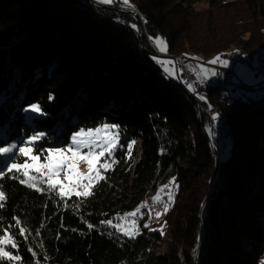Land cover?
Returning <instances> with one entry per match:
<instances>
[{
    "label": "trees",
    "instance_id": "1",
    "mask_svg": "<svg viewBox=\"0 0 264 264\" xmlns=\"http://www.w3.org/2000/svg\"><path fill=\"white\" fill-rule=\"evenodd\" d=\"M129 3L145 47L123 12L85 0H0V147L44 132L35 146L44 161L43 150L67 146L81 128L117 125L119 135L112 166L88 197L61 199L46 184L36 191L21 173L0 177V234H13L17 248L7 247L20 257L0 264H264V88L251 87L253 97L209 89L194 99L148 54L158 53L156 37L166 57L264 48V0ZM32 104L44 114L25 111ZM207 109L231 132L230 152L218 160ZM26 159L0 155V170ZM158 193L162 215L152 224L147 212L135 217L134 238L105 223Z\"/></svg>",
    "mask_w": 264,
    "mask_h": 264
},
{
    "label": "snow or ice",
    "instance_id": "2",
    "mask_svg": "<svg viewBox=\"0 0 264 264\" xmlns=\"http://www.w3.org/2000/svg\"><path fill=\"white\" fill-rule=\"evenodd\" d=\"M101 3L111 4L114 0H100ZM122 3L126 6H131L129 0H122ZM135 27V25H133ZM155 43L161 52L167 51V43L162 37H156ZM220 62V57H216L210 63ZM164 64H171V61L161 62ZM226 66L227 62H223ZM165 71L168 68L165 67ZM215 74V73H213ZM191 88L192 86L189 85ZM204 99L203 96L200 97ZM31 111L43 115L42 109L38 104L30 105L29 109L25 111ZM215 120L216 117L213 116ZM117 125L104 124L101 127L94 129H83L72 133L71 143L66 147H52L43 150L44 152V162L41 163V156L35 154L37 152L36 144L45 137L44 132H36L35 134L29 136L26 141L23 142L22 146L19 147V154L26 157L25 161L22 163H10L7 165L8 172L21 173L24 179L20 180V183L26 184L30 188H34L36 191H45L41 188L40 184H46L48 191H57V194L63 199L64 197H71V195H76L79 197H88L92 194L91 189L95 184L105 177L102 175L101 170H108L111 168L112 164L108 162L105 158L106 155L110 157L113 150L118 145L119 135L117 132L113 131L117 129ZM135 141L128 145L129 154ZM16 145L12 144L8 147H0V155L12 154L13 150L16 149ZM87 151H84V150ZM101 158H105L104 163H100ZM29 160L31 163H29ZM86 163L88 166L87 174H81L79 172L80 163ZM112 163H115L113 161ZM35 173V175L33 174ZM5 174L0 172V177ZM18 178V177H16ZM175 178L170 183H174ZM165 188L168 185L164 186ZM163 189H161L162 191ZM169 201H172L173 197L171 193L168 196ZM6 200L5 193L0 190V208L4 207V201ZM153 203L160 202L159 193L152 198ZM142 207H148L147 202H144L135 211L126 214L125 218L133 217L135 218L140 214V209ZM169 210V204L165 203L163 212L167 213ZM156 217L159 218L162 213L157 211L155 213ZM151 218V216L149 217ZM105 223L116 228L117 231L123 232L124 235L134 238L138 235V228L135 219H132L130 224L127 226H121L119 224L113 225L112 221H105ZM16 224L19 225L20 221L17 220ZM91 228L92 225H89ZM145 228L148 227L147 224L144 225ZM26 229L20 228L19 234L24 235ZM161 234L163 231L161 230ZM15 249L17 248V243L13 239V234H10L7 230L0 234V260L5 258L8 261H18L20 260L19 255H13L8 247Z\"/></svg>",
    "mask_w": 264,
    "mask_h": 264
},
{
    "label": "rangeland",
    "instance_id": "3",
    "mask_svg": "<svg viewBox=\"0 0 264 264\" xmlns=\"http://www.w3.org/2000/svg\"><path fill=\"white\" fill-rule=\"evenodd\" d=\"M108 7H110V6H108ZM96 8H99V7H96ZM113 8H122V7H113ZM125 8H130V7H125ZM130 9H132V8H130ZM108 10H111V9H108ZM132 10H134V9H132ZM139 31H140V27H139ZM139 35H140V32H139ZM143 36H145L144 26H143ZM156 50L158 52V53H156V52L154 53L155 55H157L156 61L159 64L164 65L162 67V72L167 78L175 80V81L182 80V82L186 86H188V88H190L189 85H191L192 87L190 89L193 93L198 88L197 77H199V79L201 77L206 79L207 83L206 84L203 83L204 85L202 84L200 87V89L203 88V90L199 91V93H197V95H198L197 97L199 99H201L200 98L201 96H203L205 99L207 96L206 91L209 89H213L212 92H214V93L215 92H221L222 94H224V93H227V94H243V96L250 95L251 97H253L257 93L255 91L250 90V88L251 87L257 88L258 84L264 83V77L263 76H261V77L256 76L254 70H252V68L249 67L246 62H243L244 59L249 60L248 58H250V56L253 57V60L251 62H254V63H256V60L259 56L264 58V48L252 50L251 52H242L239 55H237L239 53L238 50H235L236 53L234 52V50H229V51H226L223 53L212 55V56L207 57V58L194 57L193 55H190V56L174 55L171 57H166L165 56L166 51L161 52L159 50V48L157 47V45H156ZM231 51H233L235 53V56H236L235 60H237L235 62V65L232 67L234 80H235V82H233V83H235L237 86L226 85L227 86L226 88H218L217 89V87L223 86L224 84L218 82V79L216 78V74H217L219 69L227 68V67H230L232 65V61H229V59H227V56H226V54H229V52H231ZM216 57H220V60L228 61L229 64H227L226 66H221L218 64L219 62H217L215 64L210 63V61L214 60ZM188 60H191L189 62H191L192 66L196 65V68L198 71L197 75L189 74L190 73L189 69H192V67L188 64ZM168 61H171L172 63L167 64V65L164 63H161V62H168ZM165 67L168 68V71H165ZM213 73H215V74H213ZM206 114L210 120L209 131H210V129L213 130L214 140H215V138L217 139V141L215 140L216 144H219V143L223 144L224 148L226 149V152L222 153V154H225V155L228 154L230 152L231 147H232V137H231V132H230L229 126L227 124L223 123V119L221 118V116L219 115V113L216 109H207ZM213 116L216 117L215 120L213 119ZM29 118H30V114H26L25 119H29ZM98 127H101V126H98ZM114 131L117 132L116 130H114ZM223 131H226L228 133V137L225 140H223ZM15 145L17 147H16V149L13 150V152L19 153L18 149L22 145H18V144H15ZM84 151H87V150L85 149ZM220 156H221V154H220ZM23 158H26V157H23ZM105 158L109 161V157L107 155ZM105 158H101L100 163H104ZM40 162L43 163L44 161H40ZM29 163H31V161ZM78 170L81 174L86 175L88 172L87 164L81 162ZM6 171H8L7 167H4L3 169L0 170V172H3V173H5ZM33 174L35 175V173H33ZM23 179H24V177H23ZM133 211H135V210H132L131 212H133ZM131 212H129V213H131ZM125 216H126V214L121 216L119 218V220L116 221L114 224L115 225L119 224L121 226H127L130 224L132 219H135L133 217H127L126 219H124ZM135 221H136V225L138 228L139 226H138L137 220L135 219Z\"/></svg>",
    "mask_w": 264,
    "mask_h": 264
},
{
    "label": "built area",
    "instance_id": "4",
    "mask_svg": "<svg viewBox=\"0 0 264 264\" xmlns=\"http://www.w3.org/2000/svg\"><path fill=\"white\" fill-rule=\"evenodd\" d=\"M235 55H229L227 56V59H229V61H232V65L230 67H227V68H222V69H219L217 74H216V78L218 80H231V79H234V75H233V71H232V67L235 65V62L237 60H235ZM253 60V59H252ZM252 60H243V62H246L248 64L249 67L252 68V70H254L256 76L258 77H261L263 76L264 77V58L263 57H258L257 60H256V63L254 62H251ZM191 60H188V64L191 66V67H194L196 68V65H191V62H189ZM197 69V68H196ZM190 70V69H189ZM198 73V71H197ZM191 75H196V74H192L191 72L189 73ZM197 85H198V88L196 89V92L199 93V91H201L200 87L203 83L206 82V79H204L203 77H201L199 79V77H197ZM259 86H264V83L263 84H260ZM156 207H153V210L155 209ZM141 218V215L138 214Z\"/></svg>",
    "mask_w": 264,
    "mask_h": 264
},
{
    "label": "bare ground",
    "instance_id": "5",
    "mask_svg": "<svg viewBox=\"0 0 264 264\" xmlns=\"http://www.w3.org/2000/svg\"><path fill=\"white\" fill-rule=\"evenodd\" d=\"M230 54L231 55H235V53L233 51H231V52H229V54H226V56H229ZM248 59L249 60H252L253 57L250 56V58H248ZM244 60H246V59H244ZM190 72L192 74H196V75L198 74L197 73V69L194 68V67H192V69H190ZM218 82H220V83H222L224 85H232L233 82H234V79H231V80H218ZM206 83L207 82H205L204 84H206ZM259 85L260 84L257 85L258 86L257 88H259V89L264 88V86H259ZM202 90H203V88L201 89V91ZM190 94H191V97H193L194 99H198V97H197L198 95H197V92L196 91L194 93L191 91ZM227 137H228V133L226 131H223V140L227 139ZM217 147H218V150H219V154H222V153H225L226 152V149L224 148L223 144L219 143V144H217ZM145 202H147L148 207H146L145 210L140 211V215H141V218H143L145 216L146 212H147L149 214V217L151 216L149 223L152 224L156 220L155 213L157 211L160 212L161 209H162V203H160V202L153 203V201L150 198H147L145 200ZM153 207H156V208L153 210ZM136 217H138L139 219H141L139 215H137Z\"/></svg>",
    "mask_w": 264,
    "mask_h": 264
},
{
    "label": "water",
    "instance_id": "6",
    "mask_svg": "<svg viewBox=\"0 0 264 264\" xmlns=\"http://www.w3.org/2000/svg\"><path fill=\"white\" fill-rule=\"evenodd\" d=\"M85 1H87L90 4H92L95 7L116 10V11H119V12L126 13L129 16H131L132 18H134L136 20V22L138 23L139 27H140L141 44L144 47L143 23L141 21L140 16L137 14L136 11H134V10H132L130 8H125V7H122V8H113V7H108V6H102V5L96 3V2H94L92 0H85ZM148 54H150L152 56H157V55L152 54V53H149V52H148ZM209 134H210V139H211V142L213 144V147L215 148V150L217 152V160H218L220 158V154H219V151H218V148H217V144H216V142L214 140L213 130L212 129H210ZM216 175H217V173H215V176H214V183H216Z\"/></svg>",
    "mask_w": 264,
    "mask_h": 264
},
{
    "label": "crops",
    "instance_id": "7",
    "mask_svg": "<svg viewBox=\"0 0 264 264\" xmlns=\"http://www.w3.org/2000/svg\"><path fill=\"white\" fill-rule=\"evenodd\" d=\"M224 62V60H220V62L218 63L219 65H221V66H225V64L223 63ZM227 62V64H229V62L228 61H226ZM226 64V65H227ZM171 66V65H170Z\"/></svg>",
    "mask_w": 264,
    "mask_h": 264
}]
</instances>
